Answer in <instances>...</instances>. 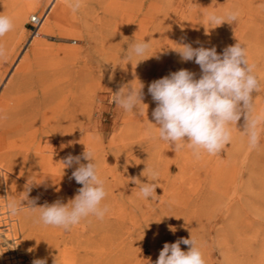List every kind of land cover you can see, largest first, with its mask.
<instances>
[{"label":"rangeland","instance_id":"obj_1","mask_svg":"<svg viewBox=\"0 0 264 264\" xmlns=\"http://www.w3.org/2000/svg\"><path fill=\"white\" fill-rule=\"evenodd\" d=\"M73 2H7L1 15L11 17L14 28L0 42L7 51L6 59H0V99L39 91L45 77L57 87L49 106L69 97L74 106L85 105L92 128L101 120L102 131L90 135L93 144H100L93 152L108 212L70 230L45 226L38 209L22 206L19 213L10 212L9 202L19 204L23 189L13 193L0 177V264H33L35 259L46 264H155L165 243L190 235L206 264H264V133L258 147L250 148L242 119L231 125L232 140L216 155L197 156L187 146L177 150L150 125L156 103L148 93L151 82L181 69L199 78V66L182 62L174 50L177 44L215 46L222 54L240 42L260 81L254 113L264 111V0H80L76 11ZM150 4L151 20L144 15ZM159 11L165 25L153 27L157 36L149 42L146 60H129V45L141 40L124 38L121 30L157 25ZM227 11H238V19L216 27L206 22L207 12ZM19 12L26 13L18 21ZM34 16L42 18L35 30L30 25ZM140 82L148 106H142L147 112L143 117L114 103L117 92ZM20 84L21 90L14 91ZM148 168L158 171V187L154 198L144 199L141 183L153 182ZM80 187L71 173L70 184L51 199L43 201L33 192L28 198L37 207L57 200L68 203ZM181 249L189 246L181 244Z\"/></svg>","mask_w":264,"mask_h":264},{"label":"clouds","instance_id":"obj_2","mask_svg":"<svg viewBox=\"0 0 264 264\" xmlns=\"http://www.w3.org/2000/svg\"><path fill=\"white\" fill-rule=\"evenodd\" d=\"M81 7L80 0L71 4L73 11ZM238 11H227L218 15L215 12L205 14L206 22L219 26L224 22L236 21ZM14 23L11 17L0 15V37L12 31ZM174 50L179 54L182 62L194 61L201 70L199 78L196 74L181 69L171 72L160 79L154 80L148 86V93L156 103L151 115L150 125L158 129L160 139L172 143L177 150L187 146L194 155L201 152L216 155L232 140V124H238L243 119V131L248 138L249 147H258L262 133H264V111L254 113L253 95L260 91V81L254 72L255 66L249 63L246 48L240 43L226 47L222 54L216 47H192L191 44H177ZM150 47L149 41L134 42L129 45L128 59L141 58L146 60ZM7 51L0 46V59H6ZM137 62V63H138ZM143 87L129 86L126 91H119L114 103L127 112H135L143 117ZM123 89V88H122ZM147 106V105H146ZM148 107V106H147ZM81 159L87 163H81ZM64 168L73 167L72 178L82 185L77 194L68 203L59 200L35 206L34 200L26 197L19 204L12 200L8 208L12 214L19 213L23 207L39 210V222L45 226L60 227L70 230L83 219L95 216L103 219L108 207L103 204L107 197L105 182L101 178L95 154L86 148L82 156L69 155L62 162ZM153 182L141 183L139 196L154 198L157 184L154 182L159 173L148 168ZM35 181H28V188ZM36 183V182H35ZM28 200L25 206L22 201ZM181 244L188 245L189 250L183 251ZM33 264H46V260H35ZM155 264H206L203 252L196 240L180 238L175 243H165L159 252Z\"/></svg>","mask_w":264,"mask_h":264},{"label":"bare ground","instance_id":"obj_3","mask_svg":"<svg viewBox=\"0 0 264 264\" xmlns=\"http://www.w3.org/2000/svg\"><path fill=\"white\" fill-rule=\"evenodd\" d=\"M7 2H14V0H0V15L7 9ZM143 9L141 8L139 13ZM152 11V4H150L144 14L149 20L153 17ZM19 13L21 15L18 21L26 12ZM12 14L11 16L17 13ZM140 25L143 26V23ZM164 25L165 16L159 11L157 25L145 29L142 26L141 28L139 26V28L122 29L121 32L124 33V38L132 36L141 41L145 39L146 42H150L157 36V32L152 30L153 27L161 30ZM116 28H118L117 33L120 34V27ZM38 35L40 34L37 33ZM7 37L8 33L0 37V42L2 38L7 39ZM39 82L42 84L39 91L27 92L25 95L12 98L11 101L6 98V95L0 99V177L4 183L2 186L4 185L13 193L15 189L22 188V199L26 197V189H28L27 196L28 193L33 192L39 194L42 199H51L55 192L70 184L71 173L77 167L73 165V167L64 168L62 162L65 158L69 155L82 156L86 148L95 151L100 147V144L91 142L90 133L94 132L97 135L102 131L101 120L97 118L92 128L85 105L74 106L67 96L58 106H49L48 103L52 101L57 89L56 82L45 77H42ZM21 84L14 91L21 90ZM81 163L86 164L87 161L81 159ZM28 181L36 183L34 182L28 188ZM28 200L23 202L27 204ZM38 241H33V243L36 244Z\"/></svg>","mask_w":264,"mask_h":264},{"label":"built area","instance_id":"obj_4","mask_svg":"<svg viewBox=\"0 0 264 264\" xmlns=\"http://www.w3.org/2000/svg\"><path fill=\"white\" fill-rule=\"evenodd\" d=\"M41 23H42V18H40L38 16H34L30 20V25L32 26L33 30H35L37 27H39Z\"/></svg>","mask_w":264,"mask_h":264}]
</instances>
